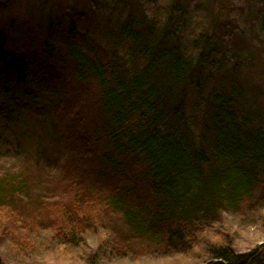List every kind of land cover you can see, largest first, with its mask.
I'll return each mask as SVG.
<instances>
[{"label":"trees","instance_id":"1","mask_svg":"<svg viewBox=\"0 0 264 264\" xmlns=\"http://www.w3.org/2000/svg\"><path fill=\"white\" fill-rule=\"evenodd\" d=\"M55 1L28 0L25 18L0 28V255L12 258L0 264L41 249L63 255L89 239L103 257L132 255V242L150 255L158 246L201 244L203 264H264V240L242 252L197 236L224 212L264 230V40L257 38L264 0H218L212 32L192 34L187 47L181 18L161 20L157 0L135 2L141 11L133 7L123 19L107 16V0H85L83 15L74 6L53 14ZM28 20L39 22L42 36H23ZM94 25L125 51L109 61L94 54L77 34L97 38ZM55 69L68 72L45 83ZM93 148L105 170L70 161L69 150ZM30 156L46 179L15 165ZM126 182L144 186L146 196ZM87 206L119 212L127 230L114 228L110 238L95 217L78 214Z\"/></svg>","mask_w":264,"mask_h":264},{"label":"rangeland","instance_id":"2","mask_svg":"<svg viewBox=\"0 0 264 264\" xmlns=\"http://www.w3.org/2000/svg\"><path fill=\"white\" fill-rule=\"evenodd\" d=\"M107 1H105L107 3V7L108 8L110 7L107 10V12L109 13L107 16L112 18L117 17L119 19H123L124 17H126V15L130 12V10L133 11V7L134 5H136L135 2L140 3L141 6L143 5L142 1L140 0L138 1L112 0L111 3ZM12 2H13L12 0L0 1V28H2L3 26L6 27L10 19L16 20V19L25 18L21 12V9L27 7L28 0H14V3ZM87 4L88 3L85 0H57L53 5L55 6L54 8L56 10H52V13L56 15L62 14L65 9L70 10L69 8H71V6H74L75 12L78 13L79 15L80 14L83 15L84 14L83 10L85 9V7H87ZM8 6H10V8ZM141 6L139 5V8L138 6L137 7L135 6L134 11L137 9L141 11ZM155 10L159 11V14L157 16L160 17L161 20L163 19L165 20L168 17H173L175 19L181 18L182 20V23L180 24L181 29L178 32L179 39H181V44L182 45L184 44L187 47L188 43H184V42L187 41L189 36H191L192 34L197 33L198 35H206L212 32L213 30L212 27L214 26L216 17H218L219 4H218V0H194L193 3L191 4H188V2L184 0H157V6H155ZM88 11L91 13L94 12L91 6L88 7ZM44 12L45 13L47 12L46 8H44ZM227 12L228 10L227 8H225L224 11L225 16L227 15L226 14ZM97 13L101 15L100 17H102L101 19L99 18L100 19L99 24L101 26V24L103 23V19H105V11L104 12L99 11ZM229 13H233V9L230 10ZM147 14L151 16L150 15L151 13L148 12ZM148 15H146V17ZM28 22L29 20L25 23V25ZM107 22L108 21H105L104 23ZM28 24L29 25H26L25 27L23 36H27L29 32L30 34L28 36H32V37L43 35L44 30L39 25V22H37V24H33L29 22ZM97 26L98 25L93 26V28H95V32H96L95 35L97 38L93 37V35H90L91 33L88 32L86 34L83 32L77 33L78 35H82L85 40L87 39L89 45L94 46V54L98 55L99 57H102L103 59L105 58L106 59L105 61H109L111 58V54L114 53V51H117L120 54L122 53V51H125V49L123 48L125 47L124 44L119 45L116 42L110 41L108 36H106L102 32V28L100 26L99 27ZM257 38L264 40V28H262L260 31H257ZM57 57H60V55H58ZM66 72L68 71L65 69H61V70L55 69V71L52 70L50 72L51 78L49 80L46 79L45 83L55 84L58 81V78H60L62 81ZM69 79H70L69 82L72 81L73 83V79H71V77H69ZM50 80L51 82H49ZM67 84L65 85V88L68 87ZM75 103H77L78 105L83 104V99L75 100ZM190 115L191 114H189V116ZM84 118H86L87 123L93 124V121L89 119V116ZM195 118L199 120L198 116H195ZM28 131L32 132V130H28ZM67 141L69 142V140ZM56 144L60 150H63L61 149V145L59 143ZM91 144L93 143L90 141H87L86 143H82V145L85 147L91 146ZM50 146L51 144L45 145L46 149L49 148ZM83 146H81L80 149L84 148ZM85 150L86 148L83 149V151ZM83 151L78 155L79 152L78 150L76 151L69 150L68 154L70 157V161L74 159V163L77 164L78 161L83 162L86 171L89 172L95 171L99 173L101 172V170H105L103 168H98V166L95 165V162L98 159L97 158L98 150L96 148H93L91 152H83ZM30 157H31L30 160H26V161H24L21 158L22 163L15 165L19 167L21 166L22 170L25 171L26 173H29L30 171L34 179H38V180L46 179L45 174L43 172H38L36 170L41 168L40 165H35L34 164L35 161L33 159L34 157L32 156ZM65 161L66 160H64L63 163H65ZM24 166H26V168H24ZM108 176L109 173H106L105 175L102 176V180H108L109 178ZM112 176L113 175L110 176L111 181L113 180V182H115L116 175L114 179H112ZM127 180L130 181V179ZM128 186L132 192L135 191L137 193H140L142 196H146L144 186L142 185L135 186L131 184V182H126L127 190H128ZM90 205L95 206L96 204L94 203V201H92ZM92 206H87V208H89L88 211H85L86 208L83 207L80 211H78V214L87 218L95 217L97 223L101 224L106 229H108V231L106 230V233L110 238L112 236L111 231H115L114 228H120V229L122 228L121 229L122 232L127 230L124 227L125 223H123V220L122 223L120 221L119 212L115 214V212L110 211L108 207L101 206L99 208ZM22 212L24 216L26 215L28 217L27 219H29V212L25 210H22ZM261 214L263 218L264 209L261 212ZM219 216L220 218L218 221L214 223H210L208 225L210 226L209 229L203 230L197 236H200L202 239L209 240L213 245L224 244V241H227L228 243L235 245L236 248L242 252L248 249H252L253 247L260 244L264 240V230L261 227H258L257 225H253V219L249 218V216H244V218L240 219L238 218L237 214L228 213V212H224ZM0 218H1L0 223L4 224L5 221L4 216L0 215ZM103 230L104 228L98 229V231L101 233L100 234L101 237H103L104 235L103 233H105V230L104 232ZM18 232L24 235H34L33 231L25 232L23 229L20 228ZM88 241L89 242L91 241V243L88 246H81L80 248H72L66 250L67 251L66 254L59 256H57L56 254L57 252H55L54 254L46 249L43 250L41 249V251H39L40 255L35 258H31L28 253H24V255L20 257H17L14 254L13 256L16 258V260H20L14 264H203L202 259L206 256V250L204 246L201 244H195V246L191 245L188 250L168 248L166 246L164 247L158 246L156 247V249H154L156 250L155 254L150 255V254H145L143 251L140 250V248H136L134 246L135 242H132V244H130L131 247L128 249L129 251L133 252L132 255H128L127 252L126 254L123 252L124 256L122 257H118L117 255L110 256L109 254H106L107 257L105 255L103 257L100 255V253L98 254V252H95V250L97 249L96 240L89 239ZM88 241L86 239L85 243L87 244ZM1 247H0V252L3 251ZM6 250L7 249H5L4 251ZM86 252L89 255L86 254ZM5 258L12 259L5 254L4 257L0 255V259H5ZM10 263L13 264V261L4 262V264H10Z\"/></svg>","mask_w":264,"mask_h":264}]
</instances>
